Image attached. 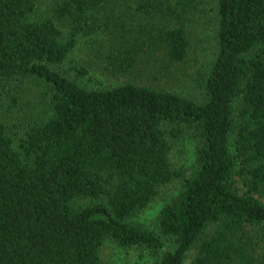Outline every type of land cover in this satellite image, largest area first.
<instances>
[{"label": "trees", "instance_id": "1", "mask_svg": "<svg viewBox=\"0 0 264 264\" xmlns=\"http://www.w3.org/2000/svg\"><path fill=\"white\" fill-rule=\"evenodd\" d=\"M123 1L55 0L38 17V0H0V98L38 97L17 124L0 115V264H107L108 242L152 264H264V0H131L137 24L118 22ZM198 9L213 18L212 50L188 93L90 86L85 67L63 66L79 35L109 24L114 70L144 69L142 55L184 62L182 20ZM158 16L178 23H142ZM182 138L190 167L171 158ZM173 181L152 228L138 215Z\"/></svg>", "mask_w": 264, "mask_h": 264}, {"label": "rangeland", "instance_id": "2", "mask_svg": "<svg viewBox=\"0 0 264 264\" xmlns=\"http://www.w3.org/2000/svg\"><path fill=\"white\" fill-rule=\"evenodd\" d=\"M131 3V0L123 1L122 8L117 9L115 12L117 17L122 16L121 19H118L119 23L126 20L128 23L137 24L139 21L135 14L132 17L133 9L129 7ZM54 6L55 0H38L37 16L46 17L53 15ZM199 7L204 8V5ZM207 12L198 9V13L195 16L191 14L192 17L188 16L185 17V20H182L192 40L191 51L184 62L172 64L169 61L159 60L156 55H142L144 69L139 65V67H135L133 71L127 74L114 70L109 63L108 55L113 47V42H115L112 39L115 25L109 24L107 28L91 35H79L76 46L63 63V66L68 70L73 67H85L87 73L82 81L90 86L117 84L126 80H133L141 84H159L173 90L188 93L190 87L195 83L196 70L202 66L205 57L207 56L208 58L211 55L214 21L213 18L212 21L210 17L208 18L210 14ZM163 17L158 16L151 18V20L145 19L142 23L149 26L178 23L175 17ZM61 26L65 30V34H68L69 28L67 24L61 22ZM149 63L158 66L168 63L172 66L168 72L169 74H165L162 71L148 70L146 66ZM1 98L0 115L11 125L17 124L18 119L27 116L29 105H36L38 100L37 95L28 93L26 88L19 92L6 94ZM193 151V144L187 138H182L174 146L171 155L172 161L177 163V166L190 167L193 161ZM179 188V181H173L162 186L158 195L138 215V218L152 228L155 227V219L160 207L169 201L178 192ZM102 256L107 264H152V259L149 258L148 253L142 252L140 249L125 250L112 242H108L104 246Z\"/></svg>", "mask_w": 264, "mask_h": 264}]
</instances>
